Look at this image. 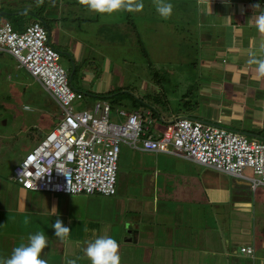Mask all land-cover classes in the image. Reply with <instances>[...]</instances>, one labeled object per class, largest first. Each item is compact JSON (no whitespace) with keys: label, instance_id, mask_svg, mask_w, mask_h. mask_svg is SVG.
Masks as SVG:
<instances>
[{"label":"crops","instance_id":"0c3cea01","mask_svg":"<svg viewBox=\"0 0 264 264\" xmlns=\"http://www.w3.org/2000/svg\"><path fill=\"white\" fill-rule=\"evenodd\" d=\"M184 1L194 12L192 21L197 29L192 31L188 25L180 35L195 37L200 45L198 61L185 69L196 70L197 79L189 82L175 66H169L162 78L156 72L155 81L129 72L139 85L132 93L135 96L131 95L138 103L130 105L118 94L129 93L122 84L124 75L118 76L117 85L112 83L109 70L115 55L108 53L111 47L101 48V53L94 49L87 52L93 45L106 44V38L130 35L129 30L123 32V26L116 31L117 27L108 25L105 28L111 29L110 33L99 34L102 29L96 32L97 13L95 20L84 17L81 11L95 12L79 0H0V22L9 21L21 31L39 20L48 31L49 42L53 32V46L69 53L74 72L78 71L79 85H72L83 93V109L93 110L98 101H113V120H122L116 112L119 108L136 110L143 118L149 115L146 133L153 136L176 117L187 116L264 141V76L257 72L259 62L264 61V32L255 25L264 9L254 7L259 4L264 8V0ZM168 2L173 10L177 7L173 0ZM184 16L180 15L181 21L189 20ZM110 22L106 20V24ZM12 59L0 50V72ZM33 79L46 92L47 102L59 109ZM170 84L176 86L177 94L170 92ZM149 87L158 89L159 95L152 97ZM143 90L147 96H136ZM21 91L26 92L24 87ZM153 120L160 125L150 128ZM11 173L12 169L0 172V260L26 244L29 234L41 232L48 245L40 256L48 264H66L67 260L91 264L84 249L100 236L118 242L120 264H264V186L252 187L247 178L126 143L120 147L116 193L112 196L30 191L13 182ZM52 208L57 214L53 215ZM56 219L71 230L63 241L51 227ZM242 246H251L252 253L241 252Z\"/></svg>","mask_w":264,"mask_h":264},{"label":"built area","instance_id":"2783aa9c","mask_svg":"<svg viewBox=\"0 0 264 264\" xmlns=\"http://www.w3.org/2000/svg\"><path fill=\"white\" fill-rule=\"evenodd\" d=\"M0 50L8 52L57 102L61 119L12 168L11 179L21 188L62 194L116 193L120 147L126 143L144 151L170 153L233 176L247 178L252 187L264 186V141L225 126L187 116L176 117L157 136L146 133L138 111L95 103L93 110L76 109L83 97L73 88L70 74L59 63L60 52L49 42L39 21L21 31L0 22ZM151 121V118L150 120ZM249 168L251 175L243 174ZM241 252L252 253L251 246Z\"/></svg>","mask_w":264,"mask_h":264},{"label":"rangeland","instance_id":"374dc122","mask_svg":"<svg viewBox=\"0 0 264 264\" xmlns=\"http://www.w3.org/2000/svg\"><path fill=\"white\" fill-rule=\"evenodd\" d=\"M178 1L173 0L176 3L174 6L177 7L174 8L171 17L168 19L161 18L156 11V0H142L143 8L141 10L121 11L111 15L97 13L99 18L96 25L98 31L96 32H99L100 29L103 30H100L99 34L110 33L111 29L105 28L108 25L117 27L116 31L122 26L124 27L123 32L130 31V35H126L123 38L114 35L113 37L106 38V44H97L93 45L90 49L87 48V52L94 49L101 53L105 46L111 47L110 50L108 49V53L115 55L113 57L115 60L112 59L111 61L112 69L109 70L110 75L112 74L111 77L113 76L112 83L113 85H117L118 76H122V73L125 77H123L124 82L122 84L125 83L124 86L130 93H118L119 98L125 101L124 103H128V105L133 102L138 103L137 100L132 98L136 93L133 95L132 93L139 88V85L136 84L133 78L129 77V72L131 74L138 73L144 80L150 79V81H155L156 77L154 74L156 72L162 78L165 74L164 72L171 69L169 66H175L174 70L182 71L189 79V82L194 83V80L197 79L196 70L185 68H190L188 65L190 62L198 61L200 57V45L195 37H183L180 35L181 31L184 32L188 25L190 30L196 31L197 24L192 21V14L194 12L189 9L190 6H188L187 2L181 0L178 4ZM191 6L193 5L191 4ZM85 8L88 9L87 7ZM81 12L84 14V17L96 19V12L94 15L92 12L87 13V10ZM180 15L190 18H188L189 20L181 21L183 19H181ZM177 19L180 21H177ZM106 20H110L112 23L106 24ZM90 29L92 30V26H90ZM91 30L90 32L92 33L93 30ZM133 33L134 36L131 37ZM54 41V34L52 32L50 36L52 45L55 43ZM54 47L61 52L59 63L64 69L69 70L71 85H79L77 78L79 74H77L78 71L77 73L76 71L74 72L71 61L72 56L64 52L59 46ZM119 49L120 51H118ZM143 50L147 52V57L142 53ZM102 54L104 55V53ZM93 57L98 56L93 54ZM116 59L118 60L116 61ZM98 60L100 59H97L96 63H98ZM89 61H93V58L89 59ZM86 64L94 66L93 62H87ZM114 64H116L115 68H113ZM24 70L20 67L17 68L14 59H12L0 72V172L6 169L11 170L39 142L41 135L47 132L62 117L60 108L57 109L55 106L50 105V101L47 102L46 92ZM149 75L152 76L150 77ZM21 81H23V85H20ZM177 85L179 86V84ZM21 86L25 88L26 92L21 91ZM169 89L171 93L177 94L176 86L170 84ZM147 92L152 97L159 95V90L156 88L153 91L149 87ZM146 94L143 90L136 96L141 95L144 97V95L147 96ZM172 103L175 104L176 102L172 101ZM83 104L81 98L74 102V107L76 109H83L85 107ZM149 120L150 116L145 115L144 122L148 124ZM152 123H149L150 128H155L157 124L160 125L158 120H153ZM244 172L251 174L250 169H245Z\"/></svg>","mask_w":264,"mask_h":264},{"label":"clouds","instance_id":"9594fccd","mask_svg":"<svg viewBox=\"0 0 264 264\" xmlns=\"http://www.w3.org/2000/svg\"><path fill=\"white\" fill-rule=\"evenodd\" d=\"M81 2L90 11L108 15L143 8L142 0H81ZM155 7L163 19L170 18L173 13V5L168 0H156ZM254 7L264 9L260 8L259 4ZM255 25L260 32H264V10H261L256 17ZM257 72L260 76H264V61L259 62ZM54 214H57L56 209ZM51 227L54 229V235L62 241L69 236L71 231L60 219H56ZM47 245L48 240L43 233L29 234L28 242L15 247L11 256L6 260H0V264H48L47 260L40 256ZM84 253L91 264H120L119 244L111 237L100 236L90 241L84 249ZM66 264H75V261L67 260Z\"/></svg>","mask_w":264,"mask_h":264},{"label":"trees","instance_id":"16d2710c","mask_svg":"<svg viewBox=\"0 0 264 264\" xmlns=\"http://www.w3.org/2000/svg\"><path fill=\"white\" fill-rule=\"evenodd\" d=\"M141 48H143L144 49V47L143 46H141ZM142 53L144 54V56L145 57H147V52L146 51H142ZM68 73H69V71H68ZM108 96V95H107ZM107 96H104V97H107ZM110 105H111V110L113 109V105H114V102L112 101V102H110ZM53 126V125H52Z\"/></svg>","mask_w":264,"mask_h":264}]
</instances>
